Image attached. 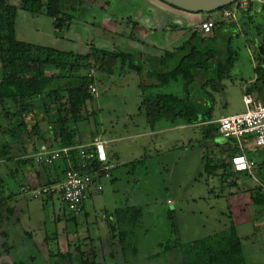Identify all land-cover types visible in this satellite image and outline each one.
<instances>
[{
    "label": "rangeland",
    "instance_id": "1",
    "mask_svg": "<svg viewBox=\"0 0 264 264\" xmlns=\"http://www.w3.org/2000/svg\"><path fill=\"white\" fill-rule=\"evenodd\" d=\"M8 2L18 8L19 40L81 54L99 49L91 66L84 70L88 73L94 69L97 92L87 102L89 117L76 127L83 141L94 128L110 139L112 167L110 176L103 179V190L86 200L80 214L70 211L58 195L46 204L44 199H34L31 192L23 190L29 183L39 186L32 183V170L16 160L7 161L3 146L11 142L16 156H24L33 143H40L36 137L28 138L27 132L36 124L47 131L48 121L36 110L26 118L28 131L16 138L10 130L3 131L10 122L3 114L7 104L0 102L1 192L8 198L0 206L1 264H54L59 252L68 251L73 264H81L76 246L83 258L94 259L97 264H180L182 259L175 249L164 252L168 243L177 245L176 241L205 260L214 257V264H264V206L251 199L252 190L244 191L248 187L264 188V166L255 170V178L247 175L250 178L225 181L219 177L222 170L217 171L218 176L207 167L228 157L222 148L233 146L227 143L228 136L216 131V120L246 111V94L262 101L258 97L264 94V84L253 88L258 57L264 59V37L258 36L256 28L247 27L243 21L237 23V18L224 19V33L212 44L218 51L216 60L226 58L228 37L238 57L230 75L218 82L217 90L212 88L213 82L209 83L207 91L212 98L202 86L215 76L214 70L196 72L198 82L190 95L206 101L205 107L211 105L215 120L189 124L173 114L179 110L172 106L154 116L158 108H144L142 103L156 93L186 96L180 79L161 84L156 72L167 67H161L158 60L166 50H174L189 39L200 22L188 29L176 27L174 31L153 30L141 35L136 23H146L147 18L141 15L149 16V12L137 1L62 0L63 12L72 14L73 21L59 30L46 13L22 9L21 0ZM255 10H260L258 4ZM213 18L223 19L220 12ZM257 22H264L263 11ZM2 75L0 61V78ZM154 84L159 86L141 88ZM245 146L247 155L264 161V146L253 142ZM59 170L52 176L57 177ZM123 215L136 216L135 232L127 238L129 250L125 253L118 235L112 238L113 227L118 233L133 226L128 220L124 222Z\"/></svg>",
    "mask_w": 264,
    "mask_h": 264
},
{
    "label": "trees",
    "instance_id": "2",
    "mask_svg": "<svg viewBox=\"0 0 264 264\" xmlns=\"http://www.w3.org/2000/svg\"><path fill=\"white\" fill-rule=\"evenodd\" d=\"M8 1L0 0V61L3 70V75L0 78V102L7 104L3 114L10 122L9 126L3 131L9 132L10 130V133L16 138H22L23 131H28L26 118L30 114L36 113V110H40L44 113V119L48 121L47 131H42L36 124L31 131L27 132L28 138L36 137L40 140V143H46L49 147L55 148L82 143L83 140L79 138V131L76 125L79 121L89 117L87 102L93 98L89 85L95 82L94 78H90L84 70L91 66V60L99 52V49H93L88 54H81L19 40L16 35L18 8L11 5ZM21 1L20 7L22 9L37 14L46 13L52 17L55 27L59 30L69 26L73 21L72 14L63 12L62 0ZM234 4L207 13L206 19H211L212 14L216 12L232 9ZM257 4L260 7L258 11L255 10ZM234 9L237 13V23L238 21H243V24L247 27L256 28L258 36L264 37V22L256 23V18L261 11L264 12V4L253 2L247 10H243L239 6ZM215 23L216 26L211 33L205 34L198 27V29L192 31L189 39L184 41L182 45L175 47L174 50H166L159 57L158 63L161 67H167V69L156 72L158 80L161 84H167L172 80H182L186 96L178 97L172 93H156L146 97L142 107L158 108L154 116H160L164 108L172 106L179 110L173 114L181 116L189 124L210 123L215 120L212 113L213 107L211 105L205 107L204 103L206 101H201L197 97L190 95L191 89L198 82L196 72H209L212 68L215 76L208 79L202 86V91L205 94H209V97L212 98L211 93L207 91L209 83L213 82L212 88L217 90L218 82L230 75L231 68L238 57L237 50L232 44V39L228 37L225 43L226 58L220 61L216 60L218 51L212 44L217 41L220 34L224 33H222L221 28L226 22L223 18L221 20L215 19ZM183 29L187 28L183 27ZM215 60L217 61L216 63ZM134 68L139 70L140 66L135 65ZM255 71L257 78L253 83V88L257 90V88L260 89L261 84H264V59L261 56L258 57ZM150 86L158 87L159 85H141V88L146 89ZM258 98L264 101V94ZM8 104H11L12 108L8 107ZM148 116H150V113H148ZM215 129L219 131V127ZM50 135H53V137L51 138ZM227 141L228 144L233 145L228 148H222L224 152H228V157L222 158L217 164L208 163L207 166L214 175L219 176L217 171L222 170L219 177L223 181L243 173L234 171L231 160L232 156L240 153L241 150L230 139ZM36 147L37 145L33 143L30 150L24 151V156H16L17 153L13 144L6 142L3 146L5 152V155H3L7 158V161L16 160L18 164L29 167L31 170L36 169V164L37 166L40 165L42 170L47 172L48 178H46L45 182H39V186L62 180L66 167L65 159L60 160L59 168H57V163L38 165L32 157H29ZM248 157L254 160L253 156ZM255 162L256 171L264 166V161L261 163ZM54 170H56L55 172L59 170L57 177L51 178ZM3 182L4 180L0 176V206L6 203L8 199L3 197V192H1ZM251 190V198L254 203L264 206V188L259 186ZM53 198L54 196L45 198L44 203L46 204ZM9 210L12 214V209L9 208ZM118 213L120 214V212ZM123 219L124 222L128 220L133 226L129 230L124 227L118 233H115L116 228L113 227L112 238L115 239L116 235H118L122 251L125 253L126 250H129L127 238L133 236L135 232L136 216L127 217L123 215ZM176 243L177 245L168 243L164 248V252L169 253L175 249L182 259L180 264H214V257L205 260L178 241ZM76 249L80 253L81 264H97L94 259L83 258V253L80 251L79 246H76ZM133 251L134 254H137L138 249L135 247ZM155 256H158V254ZM58 258L59 260L54 264H73L70 251L59 252Z\"/></svg>",
    "mask_w": 264,
    "mask_h": 264
},
{
    "label": "built area",
    "instance_id": "3",
    "mask_svg": "<svg viewBox=\"0 0 264 264\" xmlns=\"http://www.w3.org/2000/svg\"><path fill=\"white\" fill-rule=\"evenodd\" d=\"M264 4V0H238L237 6L247 10L251 3ZM224 19H235V9H225L221 12ZM216 26L215 19H206L199 23V28L209 34ZM88 76L94 78L95 71L90 68ZM92 94L97 92L95 82L89 85ZM246 111L222 116L216 120L221 134L228 136L241 150L232 156V167L236 172H243L255 178L256 162L246 153L245 144L250 140L256 146H264V101L255 100L252 95L243 96ZM110 139L94 128L87 141L61 148L49 147L46 143L37 144L29 155L36 163L52 165L65 159L66 167L62 180L33 186L28 184L24 191L31 192L34 199H45L58 195L70 211L80 214L85 209L86 200L94 193L103 190V179L110 176L112 163L108 155Z\"/></svg>",
    "mask_w": 264,
    "mask_h": 264
},
{
    "label": "crops",
    "instance_id": "4",
    "mask_svg": "<svg viewBox=\"0 0 264 264\" xmlns=\"http://www.w3.org/2000/svg\"><path fill=\"white\" fill-rule=\"evenodd\" d=\"M133 1H137L138 5L145 7V9H147V11L149 12V16L143 17V13L141 15V18H145V17L147 18V22L146 23L145 21L142 23L139 22V25L136 27L137 31L141 35H145V34L147 35L153 30L155 33L156 32L165 33V32H169V30L174 31L175 29L174 27H180L178 29H181L182 27H186L188 29L191 27H195L196 24L203 21L207 17V14L187 12L179 8L173 7L161 0H133ZM217 13L219 12L212 14L211 17L213 18V16L216 15ZM150 20H152L155 23L156 27L154 28L152 27L154 25H151ZM164 49L165 48H161V50ZM249 142L252 141L249 140L247 143ZM108 155L111 161L109 149H108ZM248 156H252V155H248ZM254 160L257 161L255 158ZM31 172H32V179H34L32 183H35V185L39 184V182H43V181L45 182L47 180L46 178H48L47 172H44V170H42V167L40 165L37 166L36 169L32 170ZM247 175L248 174L246 173H240L235 177L241 178V176H243L246 178H250L247 177ZM255 176H256V172H255ZM51 178H55V177L51 176ZM251 189L252 188L250 187L244 188V191H249Z\"/></svg>",
    "mask_w": 264,
    "mask_h": 264
},
{
    "label": "water",
    "instance_id": "5",
    "mask_svg": "<svg viewBox=\"0 0 264 264\" xmlns=\"http://www.w3.org/2000/svg\"><path fill=\"white\" fill-rule=\"evenodd\" d=\"M181 10L192 13H211L238 0H162Z\"/></svg>",
    "mask_w": 264,
    "mask_h": 264
},
{
    "label": "flooded vegetation",
    "instance_id": "6",
    "mask_svg": "<svg viewBox=\"0 0 264 264\" xmlns=\"http://www.w3.org/2000/svg\"><path fill=\"white\" fill-rule=\"evenodd\" d=\"M1 256L3 257V254L2 255L0 254V264L2 263V257Z\"/></svg>",
    "mask_w": 264,
    "mask_h": 264
}]
</instances>
